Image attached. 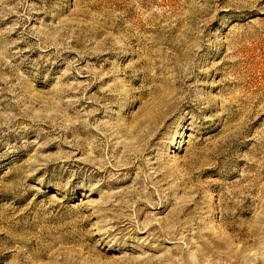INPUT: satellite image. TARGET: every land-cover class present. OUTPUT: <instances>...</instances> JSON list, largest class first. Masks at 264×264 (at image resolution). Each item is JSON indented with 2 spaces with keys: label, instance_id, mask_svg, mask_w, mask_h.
<instances>
[{
  "label": "rangeland",
  "instance_id": "1",
  "mask_svg": "<svg viewBox=\"0 0 264 264\" xmlns=\"http://www.w3.org/2000/svg\"><path fill=\"white\" fill-rule=\"evenodd\" d=\"M0 264H264V0H0Z\"/></svg>",
  "mask_w": 264,
  "mask_h": 264
}]
</instances>
